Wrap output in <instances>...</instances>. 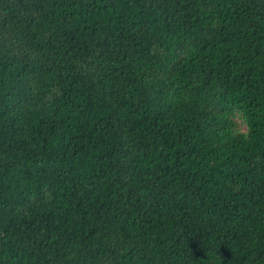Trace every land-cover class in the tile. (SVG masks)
Instances as JSON below:
<instances>
[{
    "label": "trees",
    "instance_id": "16d2710c",
    "mask_svg": "<svg viewBox=\"0 0 264 264\" xmlns=\"http://www.w3.org/2000/svg\"><path fill=\"white\" fill-rule=\"evenodd\" d=\"M0 264H264V0H0Z\"/></svg>",
    "mask_w": 264,
    "mask_h": 264
},
{
    "label": "rangeland",
    "instance_id": "374dc122",
    "mask_svg": "<svg viewBox=\"0 0 264 264\" xmlns=\"http://www.w3.org/2000/svg\"><path fill=\"white\" fill-rule=\"evenodd\" d=\"M233 120H234V123H235V128L238 132H242L244 133L245 132V127H244V124L241 120V117H240V114L238 113H235L233 115Z\"/></svg>",
    "mask_w": 264,
    "mask_h": 264
}]
</instances>
